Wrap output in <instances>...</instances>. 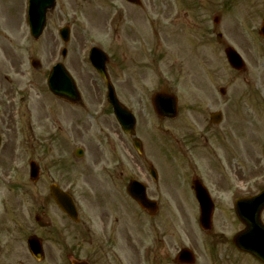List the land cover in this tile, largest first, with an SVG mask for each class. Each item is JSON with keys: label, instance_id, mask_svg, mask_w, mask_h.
Returning a JSON list of instances; mask_svg holds the SVG:
<instances>
[{"label": "rangeland", "instance_id": "rangeland-1", "mask_svg": "<svg viewBox=\"0 0 264 264\" xmlns=\"http://www.w3.org/2000/svg\"><path fill=\"white\" fill-rule=\"evenodd\" d=\"M22 1L6 0L4 2V15L1 19L3 24H12L14 21L12 19H17L16 16H18ZM112 1L114 0H56V8L53 13L47 14L46 27L38 41H32L27 34L24 35L25 27L20 23L19 25L15 23L13 34H0V133L2 142L0 149V203L2 202L0 205V210H2L0 240L5 236L8 238L11 235L17 236V242L12 244L13 249L11 247L8 251L13 255L12 262L6 264H16V261L17 264H69L66 259L69 254L75 257L79 255L81 258L87 254L91 256V259L99 256L97 251L93 252L96 247L95 242L87 236L84 239L76 238L77 233L83 232L82 226L73 227L69 223H66L69 227L65 225L60 228L56 227L58 223L55 222L53 227L39 230L38 234L42 235V241L48 249L46 251L48 259L45 261L36 262L26 250V239L29 235L26 227L30 228L32 223L29 213L37 198L35 196L34 199L32 193L33 191L38 193L37 190H41L44 198V193L47 194V188H41L47 183L46 173L44 175L41 173L37 189H33L35 185L29 183V161L38 162L44 171L59 173L64 183L76 182L79 188L78 203L85 212L83 215L88 218L89 214L94 213L93 209L98 213L102 210V205L98 200L100 193H104L106 198L112 196L111 193L117 194L113 188L112 179L109 177L106 178L109 185L102 179L95 182H92L91 179L92 166L99 159H105L106 148L113 154L112 163L118 161L119 155H127V152L136 159L129 151L127 140L119 133L110 111L102 113L98 108L101 102L100 95L105 91L102 82L96 77L97 75L91 70L87 61L78 63L80 55L85 54V50L90 45H98L107 52L108 49H111L113 53L115 52L116 57L119 55L120 66L115 69L111 63L108 66L109 73L113 78L110 82L120 103L124 104L125 102L129 107L130 104L143 103L145 104L146 117H150L148 103L151 93L158 87V82H162L163 90L173 89L176 94L187 92V95L178 94L176 96L179 103V115L173 123L183 122L187 125L186 128L192 129H198L194 125L207 124L209 127L206 128V133L222 142L228 156L232 153L235 154L233 151L235 145L242 151L240 156L235 155L229 160L230 167L229 165L227 167L231 175L234 174L238 179H243L244 183L250 181V185L253 179H264V39L257 35L258 28L264 18V0H194V2L180 0L182 3L178 5L184 8V15L176 30L183 26L186 28L189 20L194 21L198 35L194 39L192 37L196 51L191 49V54L195 59L190 56L183 59L178 55L174 59H164V66L169 63L170 65L168 70L164 69L167 77L163 76L162 80L154 78L153 71H150L147 66L150 61L154 63L153 59L149 58V49L155 47L156 38L151 34L152 37L148 35L142 37L143 33L140 39H145L146 42L143 40L141 44L138 43L140 50L135 46H128L129 48L124 49L121 34L131 32L133 26L129 20L133 17L138 20V23L143 22L145 16L148 17L151 13L155 18V5L157 6L156 13L164 15L166 18L171 12L170 0H168L169 2L167 0H142L139 7L131 5L126 10L129 23L119 24V33L117 32L119 39L111 38L113 30L110 29L112 20L109 15L110 2ZM115 1L118 4L121 2V0ZM144 7H148L149 15ZM212 16L221 18V22L217 26L218 33H222L226 44L236 49L244 59L246 68L242 73L230 70L225 64L224 48L217 43L216 33L213 32L211 23L210 26L206 22V18ZM148 21L146 25L153 27ZM65 24L70 27V41L67 45V51L70 54L65 59V64L73 70L82 84V107L70 106L55 99L46 87V76L51 61L61 62L58 53L62 44L58 39L56 26ZM168 32L169 35H165L164 39L176 41V31ZM203 33L206 35L204 40L200 41ZM144 45L146 48L142 47ZM126 50L129 51L124 52ZM163 50L164 45L160 48L161 52ZM73 54L74 56H72ZM31 61H36L38 65L32 68ZM181 65L189 66L190 69ZM143 67H146L149 73L146 78L151 80L149 84L143 83L147 84L146 86L137 83L140 69ZM223 68L226 72L224 78L220 76ZM143 69L146 75L145 68ZM173 72L186 78L187 83L178 82L177 84V81L174 82ZM207 72L211 77L210 82L203 81ZM213 72L216 73V77ZM128 73L133 74L134 82L126 83ZM200 76L202 82H194L193 79H198ZM219 88L226 89V94L222 98L218 94ZM139 92H144L145 95H138ZM22 95L27 96V103L26 101L20 102L19 97ZM26 104H29V109ZM134 110H136L135 113L138 112L137 108ZM213 112H219L222 115V124L217 127L211 126L209 122V115ZM93 114L98 119H94ZM141 117H143L142 112ZM85 120L90 122L87 126H84ZM92 122H94L93 126ZM168 122L167 120L163 124L166 125ZM139 125L138 123L136 127L138 135ZM92 127L95 131L89 132ZM71 130L76 141L85 144L88 137H97L100 139V146H94L91 143L94 140H88L87 147H85V156L87 157L74 160L70 157L74 148V145L70 143L73 137L71 136L69 141L66 138ZM142 134L148 138L146 131H142ZM155 134L158 139H154L153 142L146 139L148 149H153L157 143L159 148L162 146L161 143L169 145L164 142L166 139L164 134L160 132H155ZM196 138H198L196 135L192 138L189 137L193 141ZM109 141L112 146L105 143ZM230 147H233L232 152H230ZM202 153L206 155L203 158L208 162L210 159L209 150L203 149ZM171 156L174 157L172 153H166L164 156L169 166L175 163ZM158 161L161 163V160L158 159ZM66 164L70 166L66 168ZM68 170L72 171L71 179H69ZM206 172L209 176H215L211 169ZM3 179L4 181H2ZM9 179L11 183L14 181L15 185H8L5 180ZM86 183H90L94 189L96 187L95 197H87V191L83 188ZM39 197L41 198V195ZM186 201L189 203L187 195ZM189 208L192 211L191 206ZM168 211V209L162 211L159 218L163 222V232L169 230L170 235L168 237L165 235V238L169 242L172 241L173 250H175L180 243L185 246L187 243L181 239L177 241L175 233L169 226V223H172L174 219ZM225 211L227 212L222 207L218 208L216 216L221 218ZM178 213L185 219L186 208L184 207V210ZM221 213L222 215H220ZM14 218L17 221V231L11 230ZM226 222L227 226L230 225L229 231L238 228L232 219L226 218ZM185 223V221L178 222L177 230L186 232L187 224ZM224 226L226 227V224ZM60 230H64L71 236L60 234L58 232ZM57 237L60 240H57ZM194 238L198 243L203 240L196 227H194ZM78 246H80L79 250ZM129 247H126L127 251H130L131 247ZM218 248L222 249V247ZM167 251H170L169 247L158 245V253L166 254ZM87 258L89 257L87 256ZM7 260H11L10 255ZM102 262L104 264L103 260ZM241 262L248 264L244 258Z\"/></svg>", "mask_w": 264, "mask_h": 264}, {"label": "flooded vegetation", "instance_id": "flooded-vegetation-1", "mask_svg": "<svg viewBox=\"0 0 264 264\" xmlns=\"http://www.w3.org/2000/svg\"><path fill=\"white\" fill-rule=\"evenodd\" d=\"M144 8L146 10V7ZM156 12H157V6L155 5V14L157 15V17L155 16V25L157 28L156 34H159V33L161 34L162 33V22H161L162 14H158ZM182 14L184 15V12H182ZM176 19H177V12L173 13L174 24H173L172 29L170 30L172 32L176 31L177 25L179 23V21H176ZM110 63L114 69L120 66V64L118 63V60H114L112 58L110 60ZM109 75H110V78L113 79L112 75L111 74ZM130 105L131 107L138 109L137 113L139 116V120L140 122H142L140 110L144 109L143 103L138 104V105H133V104H130ZM124 158H125L126 166H127L126 169L123 166L122 170L112 172L113 173L112 181L113 180L115 181V185L117 186V189L119 190V194H124L130 181L132 179H136L147 185V186L145 185L146 195L149 196L150 199H153L154 201H156V205H155L156 213L157 211L160 212L164 210L165 207L163 204L161 192L162 193L165 192L166 194L172 195V196L177 195L175 191L176 183L172 180V178L174 179V177H171L166 171L164 172L160 171L158 166L159 167L161 166L159 164H157L158 166L153 165L150 162V160H148L144 155L142 156L143 160L139 162L134 160L129 154L125 155ZM120 164H122L121 161H120ZM154 167L157 168L158 171ZM149 169H153L156 172L155 178L151 176V174L149 173ZM190 174L192 176L191 177L192 181H199L200 183H202V185L205 186L202 180L197 177L198 173L194 166H192ZM215 178L216 180L211 179L209 181H206L207 187L206 186L205 187L210 194L221 195L223 198L220 197V201H223V203L217 202L218 204L216 205L220 209L222 207L223 210L225 209L228 210V208L230 207L226 203V198H224V196L229 191L228 189L229 181L227 180L226 177L221 176L218 173H217V177ZM98 200L99 202H102L100 198H98ZM213 205H214V210H215L216 205L214 203ZM166 207L167 208H180V207H183V205H169V203H166ZM143 211L146 212V210H143ZM144 213L142 215L145 217L146 213L145 214ZM128 216L130 217V213H128ZM49 223H50V216L49 217L45 216L44 224H43L44 228H48L47 225ZM146 223H147V220L143 217L141 220L137 221L138 232L141 235V238L144 235V226H146ZM222 223L224 222L221 220L219 221V223L217 222L216 226L214 225V230L211 231L213 232L212 235L208 237V239L210 240L211 244L214 247H216V245H219L222 247L223 249L222 252L210 251L208 253H204V254H207V256H203V257L201 256L200 262L197 263L194 261L193 264H241V261L238 259V257H242V255L234 251L232 244H231L232 235L230 236L225 235L226 227L224 226L225 224L223 225ZM151 227L153 228V233L155 234V246L157 247V245L159 244L160 238H156V235H160L159 228H161V226L157 225L156 223H152ZM217 231L218 233H216ZM124 233H125L124 230L122 231L117 230V235L119 238L124 236ZM129 246L132 248V250L130 252H127L123 259L119 258L116 264H147V263L148 264H167V262L173 263L169 254L164 255L163 253L153 252L152 255L140 256L138 246L136 245L134 241L130 242L128 244V247Z\"/></svg>", "mask_w": 264, "mask_h": 264}, {"label": "water", "instance_id": "water-1", "mask_svg": "<svg viewBox=\"0 0 264 264\" xmlns=\"http://www.w3.org/2000/svg\"><path fill=\"white\" fill-rule=\"evenodd\" d=\"M130 2H135V0H128ZM34 28H40V30L43 28L44 24V18H36L34 20ZM229 57H232V66L235 68H240L241 63L240 61L234 57L233 55H229ZM52 92L59 96L65 98V95H74V92H66L64 89L59 90V88L54 87L51 88ZM118 108V107H117ZM119 109V108H118ZM173 110H174V105H173ZM163 116H171L170 114H162ZM255 213V209H251L249 211L251 221L243 219V222L246 226V229L244 232L238 235L235 245L236 247L243 251L251 254L252 256L256 257L260 261L264 262V228L259 222V212L253 216ZM208 214V215H207ZM204 216L205 220H207L209 213L207 211H204ZM186 257V255H185ZM74 264H83V263H74Z\"/></svg>", "mask_w": 264, "mask_h": 264}]
</instances>
